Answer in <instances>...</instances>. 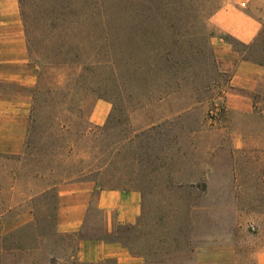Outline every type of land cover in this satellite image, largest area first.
Here are the masks:
<instances>
[{
    "label": "rangeland",
    "instance_id": "rangeland-1",
    "mask_svg": "<svg viewBox=\"0 0 264 264\" xmlns=\"http://www.w3.org/2000/svg\"><path fill=\"white\" fill-rule=\"evenodd\" d=\"M97 1L109 12L122 4L32 0L23 7L32 20L28 31L37 36L30 58L38 67L34 122L20 157L0 156V213L21 197L31 198L11 211L7 226L0 220V264H76L78 241L103 236L104 216L92 203L81 234H56L54 193L60 183L85 179L99 189L140 193V220L130 230L114 226L111 236L145 264H255V253L264 249V78L250 94L248 111L230 108L224 93L232 69L243 61V47L223 37L236 58L230 56L232 69L209 89L201 85L209 72L206 61L196 55L205 35L212 36L208 17L230 0H178L183 11L198 9L205 27L201 21L176 24L175 45L161 27L156 34L162 37L124 43L117 20L77 18L68 38L47 39L44 17L51 8L65 4L78 15ZM147 1L136 0V8ZM153 1L159 9L165 5ZM247 10L264 24V0ZM103 29L111 36L106 42L100 39ZM170 48L178 57L175 73L168 70ZM211 48L221 72L227 57ZM124 50L130 64L120 55ZM98 61L105 64L104 76L110 75L100 99L91 75L78 81L82 68ZM128 66L134 69L131 86ZM28 95L26 88L1 80L0 102H28ZM112 99L123 106L121 113L112 115ZM96 105L103 115L99 125L90 120ZM13 114L0 107V145L22 133L6 119ZM21 210L32 219L14 220Z\"/></svg>",
    "mask_w": 264,
    "mask_h": 264
},
{
    "label": "crops",
    "instance_id": "crops-1",
    "mask_svg": "<svg viewBox=\"0 0 264 264\" xmlns=\"http://www.w3.org/2000/svg\"><path fill=\"white\" fill-rule=\"evenodd\" d=\"M255 1L230 0L207 19V26L212 32L209 39L211 47L215 53L227 57L221 66L223 70L221 72L226 73L229 68L232 69L233 61L230 60V56L233 60L236 58L223 37H231L242 44H249L254 41L261 29L262 23L247 10ZM37 70V65L31 61L28 54L18 0H0V82L4 80L15 83L26 88L29 93L28 102H0V107L12 109L14 113L6 119H10V123L22 131L18 137L4 140L0 145V156L12 157L23 152L32 111L31 95L37 82ZM232 73L229 87L224 93L225 102L230 108L246 112L252 106L250 94L258 88L264 78V67L240 60L232 69ZM98 106L96 105L90 116L94 125L101 124L103 120V115L97 110ZM2 190L3 186L0 183V201ZM30 198L21 197L6 205L0 213V220L7 221L5 218L11 211L21 208ZM92 203L103 213L104 232L107 235L113 234L116 225H136L142 214V198L138 191L99 189L94 181L87 179L63 182L55 187V233L81 234ZM31 219V212L25 210L18 212L14 218L24 223ZM9 220L5 222L4 227L9 224ZM12 230L13 227L4 229V233ZM75 259L76 264H145L144 257L132 254L121 242L103 241L98 238L80 239L76 246ZM254 259L255 264H264V249L257 251Z\"/></svg>",
    "mask_w": 264,
    "mask_h": 264
},
{
    "label": "trees",
    "instance_id": "trees-1",
    "mask_svg": "<svg viewBox=\"0 0 264 264\" xmlns=\"http://www.w3.org/2000/svg\"><path fill=\"white\" fill-rule=\"evenodd\" d=\"M27 1L32 0H18V3L20 10H22V23L25 32L26 45L28 54L31 58V45L36 40L37 36L35 34L31 35L28 31L32 20L29 16L25 15V11L23 10V7L25 3H27ZM121 3V7L118 10L109 12L106 11V8H104L103 4L97 1L91 5V8L89 7L90 9L87 8L78 15H76V11H72L65 4L54 6L47 14H45L44 17V22H46L45 29L49 30V38L45 36L44 38L52 40H57L59 38H68L70 32L72 31L70 25L72 24L75 18L88 20L89 22L93 23H106L108 20H117L120 25V38H122L124 43H130L137 37L145 40H151L155 36L162 37V33L158 32V34H156L157 30L159 31V28L161 27V29H165L166 33H170V42L171 44L175 45L177 43V35L175 34L176 24L182 21H186L188 24L197 25L198 22L200 23L201 21L198 9L188 8L186 11H183V4L182 2L180 3L178 0H165V5H163V7H161L160 9L155 5V2L153 0L144 2L145 5L141 9L136 8V0H122ZM201 26L204 29V21H201ZM200 34L203 35V32H201ZM205 37H207L206 45L203 49L198 50L196 52V55H200L206 61L207 69L209 70V72L207 77L202 79L201 85L203 88L209 89L215 84L218 78L224 76L225 74L220 72L216 66L214 53L209 43L210 35H205ZM110 38L111 36L109 35V30L103 29V33L101 34L100 39L106 42ZM226 39L228 38L226 37ZM229 40L237 44L239 43V45L243 47V53H245V55L243 56V61L251 62L255 65L264 67V24H262L257 37L254 39L253 42L249 44H242L231 37H229ZM167 53L168 54L166 60L168 62V70L172 73H175L176 67H179L178 62H176L178 59L177 53L174 51V48L168 49ZM120 55L125 57L124 60L126 64H130V60L132 59L130 52L128 53V50H124L122 53H120ZM104 65L102 62L99 61L98 63L92 62L91 64L84 66L81 70L82 72L78 76V81H80L84 73L91 75V79H94V91L97 92L98 99L102 98L103 94L99 92L103 90L105 86H107L106 81L110 77V75L106 77L104 76V73H102ZM130 67L128 66V70L125 74V77L128 76L127 84L131 86L134 69H131ZM110 102L112 104V115H114L116 112L121 113L123 106L117 104V102L115 103V100L113 99ZM33 122L34 119L30 115V124L27 131L28 134L32 132ZM12 157L18 158L20 157V155ZM54 210L55 204L53 206V212ZM132 227L133 226H122V228L126 230H130L132 229ZM98 239L103 241L117 240L126 246V244L120 238L114 236L112 237L111 235H107L106 233H104L103 236L98 237Z\"/></svg>",
    "mask_w": 264,
    "mask_h": 264
}]
</instances>
